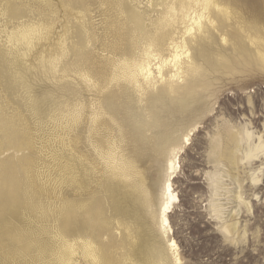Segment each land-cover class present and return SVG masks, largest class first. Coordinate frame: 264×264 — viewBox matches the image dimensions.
Instances as JSON below:
<instances>
[{
  "label": "rangeland",
  "instance_id": "374dc122",
  "mask_svg": "<svg viewBox=\"0 0 264 264\" xmlns=\"http://www.w3.org/2000/svg\"><path fill=\"white\" fill-rule=\"evenodd\" d=\"M63 1L0 0V264H61L65 201L73 208L69 226L90 232L89 238L101 245L106 264H175L158 219L170 153L179 147L184 149L173 181L179 203L169 215L178 264H264V148L247 159V139L242 141L236 167L220 154L230 133H249L252 144L261 140L264 145V66L256 48H213L214 55L218 49L227 55V70L219 71L220 75L210 70L205 93L201 89L195 100L184 103L167 95L158 99L164 88L160 82L146 90L142 100L122 80L90 88L75 73H65L61 64L58 44L66 13L75 22L70 26L79 24L78 11ZM78 1L88 12L81 21L87 23L89 34L84 31L83 36L93 38L90 45L86 41L85 65L105 76L111 69L109 51L128 49L132 36L121 4L150 12L158 9L157 3L169 0ZM226 2L237 18L264 29V0ZM12 5L22 14L10 13ZM40 20L50 29L38 35L32 48L8 43L9 32L19 24ZM74 36L72 40L77 41V33ZM70 58L68 64L78 65L72 62L73 53ZM82 104L107 112L94 140L105 153L111 144L119 145V151L141 172L138 181L125 182L106 168L89 141L88 112L80 131L70 136L72 146L62 145L64 130ZM155 116L160 129L155 125L153 131L165 130L163 136L146 131ZM191 130L190 143L185 145ZM235 213L237 233L226 235L225 222ZM19 234L28 241L19 242Z\"/></svg>",
  "mask_w": 264,
  "mask_h": 264
},
{
  "label": "bare ground",
  "instance_id": "6f19581e",
  "mask_svg": "<svg viewBox=\"0 0 264 264\" xmlns=\"http://www.w3.org/2000/svg\"><path fill=\"white\" fill-rule=\"evenodd\" d=\"M63 2H66L69 9L78 11L75 18L77 21H79V24L70 26L75 22L71 23V21L69 20V14L66 13L65 22L67 24H65L64 26V33H62L58 44L59 48H62L60 56V59L62 61L61 64L63 63V65H65V73H75L78 77H80L82 83L87 84L90 88H104L105 86H108L113 82L122 80L125 81L130 87H133L134 90H137L139 99L142 100L141 97L143 94H145L146 90H148L147 92H149L152 89H155L156 84L160 82L161 84H164V88L162 89L161 93L156 96L158 99H160L162 95H167L168 98L172 99L173 101L175 100L179 102H187L190 98L195 100L193 97L201 93L199 90L202 89V93L206 91L208 83L207 81L209 80V78H211L209 77L211 75L210 70L214 69L218 73L222 69L227 70L229 64V62L227 61L228 58L226 57L227 55L224 56L220 54L219 49L218 51L216 50L214 55L213 48H226L228 45H231L232 49L237 48V50L241 48H256L258 59L264 66V29H255L252 25L249 26V24L247 25L243 20L237 18V15H235L233 10L227 4L226 0L162 1L155 5L158 8L157 10H151L150 12H146V10L144 12L140 11L135 6H128L124 2L121 4V9L124 11L123 13H126V19L130 25V31L132 32V36L127 40L128 49H111L109 51L111 57L109 59L107 58L111 66L110 74L107 75L106 73V78L103 75L98 76V74H95L89 66L85 65V62L88 61L86 60V48H88L86 43L88 42L90 45L93 41V38H91L90 36L87 39L83 36L84 31L87 35L89 34V31H87L86 29L87 23L81 21L82 19H85V17L87 16L86 14L88 13L86 12L87 10L85 8V5L81 4L78 0H64ZM10 8V13L22 14V12L20 13V10L14 5L10 6ZM78 16H80L81 18H78ZM148 20L150 21L149 23ZM40 23L41 20L37 23H30L27 21L25 23L19 24L17 30L14 29L9 32L8 43L11 45H15L16 43L21 42L25 48H32L38 35L42 31L48 34V30L50 29V26L47 22H44L42 24ZM75 27L77 28V31H74L75 33H77V41L72 40L73 38H76L74 36L75 33L73 32ZM241 37L245 40H243ZM72 53L75 57V60L72 61L75 62L73 64H78L74 67L68 64V60L71 59L70 57L72 56ZM211 57L214 60H212ZM231 59L232 58H230V60ZM55 64L59 65V63ZM220 74L221 72L219 73V75ZM161 104L162 100L160 105ZM176 105L177 104H175V107H173L174 105H172V108H176ZM164 107L168 108V106ZM179 107L177 110H179ZM96 108L97 107H94L89 110V108L87 109V105L82 104L80 106L78 114L75 115L72 119L73 122L70 125L71 128L67 127L64 130L65 136H63L62 145L65 147V149L72 146L73 141H71L70 136L75 131H77V129L81 125L83 116L87 117L88 112L89 117L87 118V123L89 125L88 129L90 132L89 141L92 147L95 148V151L99 154V157L103 159L108 165L106 166V168L109 167L110 169H112L113 175L124 179L125 182H136L135 180L138 179V175H140L141 172H139V170L137 169V165H135L131 161H128L123 153L119 151V145L115 146V144H111L110 151L108 153H105L101 148L102 146L94 140L95 134L99 133V125H104L102 124V118L107 115V112L104 109ZM162 111V114H164L165 109H163ZM169 113L167 112V115ZM162 114L161 116H163ZM86 117H84V119ZM157 118L158 117L155 116L153 120L148 122L146 131L152 132L155 128V125L157 126L156 130L160 129L158 128V125L154 123V121H157ZM164 118H166V115ZM161 120H159L158 122H160ZM156 130L153 131V134L158 133L156 132ZM163 131L165 132V130ZM164 132H161L160 134L158 133L159 136L161 134H164ZM193 132L194 130H191L190 132H188L189 134L185 136V145H188L190 143ZM97 134L96 136L98 137ZM159 138L158 140H160ZM250 138L251 134L249 133L245 136H242L241 134L230 133L228 136V143L226 147L222 146L223 148H221L219 144L221 148V157L225 159L230 166L232 165L236 167L237 155L241 151L242 141L247 139L245 140L248 144L245 155L247 159L253 158L256 152L264 148V145L261 140L257 145L252 144ZM183 149V147H179L175 149L173 148L171 150V156L166 167L168 175L163 187V203L161 215L158 219L159 230L166 236V240H168V250L171 251L170 253L173 257L172 260L175 264L180 263V259L178 254V244L174 239H170V235L173 234V229L171 227L169 215L173 212L175 206L179 203V196L178 193L174 190L173 181L176 177V172L180 168L179 155L183 152ZM71 155L74 158L75 154ZM80 156L83 157V155ZM65 157H67V155ZM65 167L68 171L70 170L69 164H66ZM73 173L75 174L77 172ZM76 177L78 176L76 175ZM238 199H241V197H239ZM219 205L223 206L222 204ZM62 211L64 212V220L62 222V229L64 233L62 235L63 250L60 255L61 264H85L89 262H95V264H106V262L103 261V257L101 256V245H98L99 243L97 244L94 239L89 238L90 232L88 234H84L79 232L77 229H73V226H69L68 222L70 221V219H72L73 212V208L70 206L69 202L65 201L63 203ZM218 211L220 213H223L220 209ZM237 216L238 214L235 213L231 216V219L228 222H225L226 225L224 226L223 230L226 235H236L238 222H235V219ZM96 222L98 221L96 220ZM20 234L18 235V237H20H17V240L24 244L28 241V239L24 235ZM106 256L104 255V257ZM107 263L109 264V262Z\"/></svg>",
  "mask_w": 264,
  "mask_h": 264
}]
</instances>
